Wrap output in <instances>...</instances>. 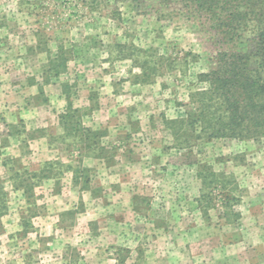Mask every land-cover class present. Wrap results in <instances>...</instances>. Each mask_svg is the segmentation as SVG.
<instances>
[{
  "label": "rangeland",
  "instance_id": "rangeland-1",
  "mask_svg": "<svg viewBox=\"0 0 264 264\" xmlns=\"http://www.w3.org/2000/svg\"><path fill=\"white\" fill-rule=\"evenodd\" d=\"M215 26L190 0H0V264H264V136L180 123L257 35Z\"/></svg>",
  "mask_w": 264,
  "mask_h": 264
},
{
  "label": "trees",
  "instance_id": "trees-1",
  "mask_svg": "<svg viewBox=\"0 0 264 264\" xmlns=\"http://www.w3.org/2000/svg\"><path fill=\"white\" fill-rule=\"evenodd\" d=\"M190 1L212 16L215 28L232 42L242 21L254 23L257 35L249 40L246 54L224 53L214 72L199 75L206 88L191 94L194 112H188L180 123L193 130L200 124L201 131L211 130L215 137L248 140L264 136V0ZM48 165L52 168L54 164Z\"/></svg>",
  "mask_w": 264,
  "mask_h": 264
},
{
  "label": "crops",
  "instance_id": "crops-1",
  "mask_svg": "<svg viewBox=\"0 0 264 264\" xmlns=\"http://www.w3.org/2000/svg\"><path fill=\"white\" fill-rule=\"evenodd\" d=\"M37 144L39 145L38 147H37V149H35V148H33V147H31L32 149H35V151L37 150L39 153V155L41 156L43 153H44V150H43V143L42 142H40V141H38L37 142ZM41 145V146H40ZM48 152L51 154V152H54V151H50L49 149H48ZM47 156L49 157L50 155L47 153ZM50 159V158H49Z\"/></svg>",
  "mask_w": 264,
  "mask_h": 264
}]
</instances>
